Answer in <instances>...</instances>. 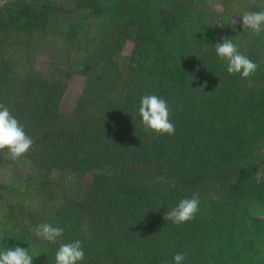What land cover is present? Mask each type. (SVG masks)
I'll list each match as a JSON object with an SVG mask.
<instances>
[{
	"label": "trees",
	"instance_id": "obj_1",
	"mask_svg": "<svg viewBox=\"0 0 264 264\" xmlns=\"http://www.w3.org/2000/svg\"><path fill=\"white\" fill-rule=\"evenodd\" d=\"M223 2L230 13L244 6ZM189 7L190 0H157L151 18L139 0H21L0 14V104L34 141L20 160L0 152V162L33 169L25 186L41 196L44 221L64 229L55 242H39L29 229L33 210L7 205L17 243L38 248L30 249L32 264H56L60 245L76 240L85 252L80 264H175L178 253L182 264L263 262L264 154L255 151L264 139V48L244 50L239 31L221 30L217 13L208 20L190 16ZM126 37L136 49L119 73L120 98L106 116H86L115 86L114 55ZM224 38L258 65L250 78L227 72L215 51ZM21 53L35 67L20 71ZM144 95L167 101L174 135L145 129ZM51 169L92 178L56 185ZM194 194L193 220L164 219Z\"/></svg>",
	"mask_w": 264,
	"mask_h": 264
},
{
	"label": "rangeland",
	"instance_id": "obj_2",
	"mask_svg": "<svg viewBox=\"0 0 264 264\" xmlns=\"http://www.w3.org/2000/svg\"><path fill=\"white\" fill-rule=\"evenodd\" d=\"M21 0H0V14L8 11L11 7L15 6L16 4L20 3ZM142 4V6H148L149 10V17L154 18L153 16L156 13L157 9V0H139ZM243 3V5H255L260 9L261 11H264V0H233V2ZM244 6H238L237 4H234L233 7L235 8V13H230L229 10L231 9L230 3H225L223 0H190V7L187 9L190 16L203 13L205 16L209 18L212 15H215L217 13L218 20H219V26H221V30H225L228 27H233V29L239 31V44L243 47L244 50H246L248 47L255 46L257 50L260 49L261 46L264 48V32L260 33L259 35H256L252 32L251 29H244L243 23H242V16L246 12H257L249 11L247 9V6L243 9V11L240 13V9H242ZM248 10V11H247ZM243 13V14H242ZM185 13H182V11L178 12V17L184 16ZM115 17H118V14H115ZM203 18L199 19V21H202ZM235 19L237 23L235 25H232V20ZM199 21L195 23V29L199 26ZM196 30H191L190 37L193 38L194 36L199 35L197 32L195 34ZM130 36V32H129ZM257 36V37H256ZM115 37L118 39V37L115 35ZM21 48V46H20ZM136 49V46L134 44V40L130 39V37H126L124 41L121 43L120 49L116 52L114 55V59L116 60L117 69L118 72L116 74V81L115 86L107 91L102 92L98 99L96 100V103L92 106L88 107L85 111L86 116L90 117H102L106 116L107 111V104H109L110 101L117 100V98H120L121 96V74L122 71H124L126 65L129 63V59L133 51ZM262 49V48H261ZM34 51L30 53V55H33ZM8 55V52L5 53V57ZM23 56L19 59V70H26L27 66L35 67L36 62L30 61V63H27L26 54H20ZM0 58V63H2ZM128 62V63H127ZM127 63V64H126ZM17 65V64H16ZM258 141V140H257ZM258 145L256 147L255 154L257 156L264 154V139H260L258 141ZM254 159V158H253ZM259 158H255L254 161H259ZM31 168H29L28 165L24 164L23 162H17L13 166H10L6 162H0V251L5 250L6 248H12V247H22L28 250L29 254L32 255V251L35 252L33 249H38L36 245L32 246V248H29L25 246L24 244L17 243L14 236L19 231L18 224H15V221L12 219H9V205L10 203H22L23 205H26L29 207V209L33 210V213L37 215V218L35 221H33L31 224V231L33 232L34 236L38 239L39 242L44 241L42 236H39L36 234L37 226L41 223H46L44 221V218L40 214V199L41 196L37 195L36 192L32 189V183L28 187L25 186L26 183V174L29 172H32ZM33 173V172H32ZM49 177L51 181L55 182L56 185L58 183L63 184L66 181L69 180H79V181H89L92 178V173L90 171H84L79 173H73L70 170H64L60 171L57 169H51L49 172ZM30 178V177H29ZM32 179V178H31ZM24 184V186H23ZM39 210V213H38ZM253 213V211H252ZM261 212L259 209H256L255 214H260ZM254 214V213H253ZM23 221L29 222L27 220V217L22 218ZM250 230V229H248ZM261 240V246L257 247V252L263 253L260 258L263 259V262H261V259H258V263L256 264H264V233L262 234ZM38 245V243H37ZM32 251H31V250ZM256 250V248H255ZM80 264V263H78Z\"/></svg>",
	"mask_w": 264,
	"mask_h": 264
},
{
	"label": "clouds",
	"instance_id": "obj_3",
	"mask_svg": "<svg viewBox=\"0 0 264 264\" xmlns=\"http://www.w3.org/2000/svg\"><path fill=\"white\" fill-rule=\"evenodd\" d=\"M236 23L235 19L231 22L232 25ZM242 23L244 29H251L254 34L259 35L264 32V11L246 12L242 16ZM215 51L220 60L227 62V72L230 75L239 74L242 78H250L256 73L258 65L241 54L229 39L224 38L222 43H216ZM139 115L146 130L157 135L175 134V125L170 120L171 110L165 99L157 95L142 96ZM33 143L32 137L25 132L19 120L5 105L0 104V152H7L10 159L18 161L29 153ZM199 204V196L196 194L191 198L182 199L176 207L166 213L164 219L177 226L187 223L199 212ZM36 234L49 242H55L63 236L64 229L41 223L37 226ZM84 258L85 252L79 240L62 243L55 254L56 264H78ZM173 260L175 264H182L185 256L178 253ZM32 261L33 257L22 247L0 251V264H32Z\"/></svg>",
	"mask_w": 264,
	"mask_h": 264
}]
</instances>
